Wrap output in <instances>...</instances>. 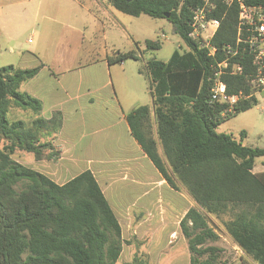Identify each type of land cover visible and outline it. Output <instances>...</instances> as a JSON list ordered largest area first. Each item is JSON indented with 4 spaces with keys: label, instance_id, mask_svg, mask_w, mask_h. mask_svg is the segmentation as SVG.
Masks as SVG:
<instances>
[{
    "label": "trees",
    "instance_id": "trees-1",
    "mask_svg": "<svg viewBox=\"0 0 264 264\" xmlns=\"http://www.w3.org/2000/svg\"><path fill=\"white\" fill-rule=\"evenodd\" d=\"M211 15L219 26L211 39L214 57L188 37L192 9L201 0H106L116 10L132 16L165 18L184 44L166 61L144 58L134 48L114 50L108 64L141 60L138 69L148 79L151 105L141 104L125 115L131 136L166 183L183 189L194 202L179 220L189 252V264H219L220 239L205 213L221 215L224 232L253 264H264V171L254 172L256 157L264 147H250L219 132L217 126L257 103L250 77L251 56L235 55L239 73L221 74L228 93L251 94L222 113L225 105L212 101L211 80L216 61L224 59L222 47L236 36L237 5L212 0ZM264 3V0H246ZM168 14V15H167ZM146 50L159 49L157 39H144ZM42 63L27 68L11 64L0 68V264H118L123 239L121 227L94 174L85 169L58 184L50 177L12 158L15 152L34 159L57 161L62 147L55 139L62 113L40 115L41 101L20 89ZM10 106L30 111L34 118L9 120ZM241 137L245 132L240 131ZM132 239L136 240V236ZM135 244L131 260L119 264H148V255Z\"/></svg>",
    "mask_w": 264,
    "mask_h": 264
},
{
    "label": "crops",
    "instance_id": "crops-1",
    "mask_svg": "<svg viewBox=\"0 0 264 264\" xmlns=\"http://www.w3.org/2000/svg\"><path fill=\"white\" fill-rule=\"evenodd\" d=\"M92 2L16 0L1 6L0 37L26 26L35 38L29 48L19 44L16 49L9 47V53L14 55L17 50V59L10 64L27 68L42 63L36 75L22 82L20 89L41 101L40 115L44 118L50 117L53 110H60L63 117L54 142L62 147L57 161H28L24 154L17 160L58 184L90 169L118 219L122 239L124 227L130 236H136L127 249L122 243L118 260L130 261L134 244L141 241L139 249L148 255V264H189L187 244L179 227L188 208L182 209L176 222L169 221L174 211L160 192L169 196L178 192L143 153L125 118L128 111L147 103H141L133 94L119 97L112 64L106 60V55L117 49L106 48L108 30L104 22L107 15L119 22L118 17L101 2ZM96 34L103 44L100 52ZM81 164L84 165L80 167ZM180 201L185 203L184 198ZM134 210L138 217L132 215ZM215 231L220 236L217 246L231 244L243 254L223 230ZM170 260L173 263H168Z\"/></svg>",
    "mask_w": 264,
    "mask_h": 264
},
{
    "label": "rangeland",
    "instance_id": "rangeland-1",
    "mask_svg": "<svg viewBox=\"0 0 264 264\" xmlns=\"http://www.w3.org/2000/svg\"><path fill=\"white\" fill-rule=\"evenodd\" d=\"M16 0H0V14L1 6H6L13 3ZM86 1V0H84ZM96 1V0H94ZM105 5L109 10H112L114 14L118 17V21L111 17L106 16L104 22L105 29H107V40L106 48H115L121 51H126L134 48V41L140 42V46L137 48L138 52L141 53L144 58H148L151 55L155 56L157 59L166 61L171 55L175 48L183 49V41L172 32L171 25L165 18H153L146 14H141L139 16H132L125 14L116 10L113 7H109L106 0H97ZM88 3H93L92 0H87ZM108 5V6H107ZM113 24H115L113 26ZM163 34V36H162ZM144 39H157L161 42L159 49L146 50L143 43ZM35 38L30 34V27H22L19 30L15 29V32L11 35L8 34L5 38L0 37V68L7 66L10 63H14L17 59V50L15 55L9 53V47L16 49L18 44L21 47L29 48L34 42ZM95 41L98 44V52L101 51L103 44H101L97 34ZM142 66V61L137 60L136 62L127 59L124 64L113 63L112 64V78L114 82V87L116 92L121 96L129 97L130 94L138 97V101L141 103H147L151 105V96L148 88V79L145 73H140L138 69ZM257 103L252 105L249 109L238 113L237 115L226 119L220 123L216 130L219 132L230 134L234 139L241 141L244 145L250 147H264V91H258L256 93ZM9 120L22 119L27 124L34 118V115L30 111L21 110L17 107L10 106L9 111L6 114ZM244 131L245 135L241 137L240 131ZM24 153L15 152L12 154V158L20 160ZM24 159L28 161H33L32 155L24 154ZM17 160V161H18ZM22 163V162H20ZM27 163V162H26ZM26 165V164H25ZM84 165L81 164L80 167ZM32 168V166L27 165ZM86 169V168H85ZM254 172L264 171V157H256L254 161ZM175 190V189H174ZM177 195L169 196L164 191H159L163 197L164 202H167L169 208H173L174 213L171 214V219L169 221L176 222L178 215L184 208H188L194 205V202L186 193L185 190H175ZM182 196H180V194ZM179 194V195H178ZM184 198L185 203L180 201ZM179 199H178V198ZM177 206V207H176ZM134 212V213H133ZM133 216L138 217V212L134 210ZM177 214L175 218L174 215ZM206 218L213 228L224 231L223 222L228 219L229 213H223L221 215H215L210 213H205ZM129 229L124 227V239L123 247L127 249L130 245L128 243L132 238L129 235ZM135 239H132L134 241ZM222 241V240H221ZM219 243L218 241H212L210 244ZM135 246V244H134ZM238 249L231 246V244H225L220 252V263L219 264H253L252 260L246 255L240 254ZM126 251L123 252L124 257ZM122 260H118L121 263ZM168 263H173L171 260Z\"/></svg>",
    "mask_w": 264,
    "mask_h": 264
},
{
    "label": "built area",
    "instance_id": "built-area-1",
    "mask_svg": "<svg viewBox=\"0 0 264 264\" xmlns=\"http://www.w3.org/2000/svg\"><path fill=\"white\" fill-rule=\"evenodd\" d=\"M222 2L226 5L234 3L238 9L235 40L222 47L225 57L215 62L213 75L209 77L211 100L225 105L222 112L224 114L234 112L235 105L251 95L245 94L242 90L237 93L226 91L221 74L229 66L230 73H239L242 70L240 63H229L233 56L243 54L251 56L255 65V71L250 77V84L255 89L253 94L264 91V3L252 4L246 0H222ZM214 8L215 4L212 0H201L192 9L188 32V37L205 48L210 57H214L217 50L216 46L212 45L211 39L220 23L219 19L211 15Z\"/></svg>",
    "mask_w": 264,
    "mask_h": 264
},
{
    "label": "water",
    "instance_id": "water-1",
    "mask_svg": "<svg viewBox=\"0 0 264 264\" xmlns=\"http://www.w3.org/2000/svg\"><path fill=\"white\" fill-rule=\"evenodd\" d=\"M168 15V14H167Z\"/></svg>",
    "mask_w": 264,
    "mask_h": 264
}]
</instances>
